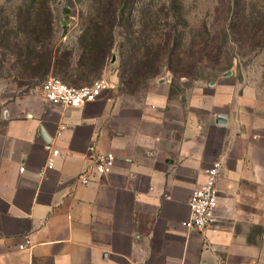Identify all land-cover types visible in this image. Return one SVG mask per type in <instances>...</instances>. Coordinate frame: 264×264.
Returning <instances> with one entry per match:
<instances>
[{
  "label": "crops",
  "instance_id": "1",
  "mask_svg": "<svg viewBox=\"0 0 264 264\" xmlns=\"http://www.w3.org/2000/svg\"><path fill=\"white\" fill-rule=\"evenodd\" d=\"M111 80L78 107L30 96L0 116V264H264L256 89L232 72L190 96L161 81L132 98ZM107 152L112 171L82 185L92 155ZM215 163L214 220L187 227L190 196Z\"/></svg>",
  "mask_w": 264,
  "mask_h": 264
},
{
  "label": "trees",
  "instance_id": "2",
  "mask_svg": "<svg viewBox=\"0 0 264 264\" xmlns=\"http://www.w3.org/2000/svg\"><path fill=\"white\" fill-rule=\"evenodd\" d=\"M78 1L87 4V8L81 18L77 49L59 43L60 30L55 26L50 0H6V4L0 5V59L7 61L11 55L14 63L26 70L23 75L28 80L26 84L40 85L49 74L76 85L91 83L116 54V29L124 21H128L130 36L121 44L120 84L130 89L147 86L161 64H167L175 74L197 77L202 61L213 50L210 48L214 38L209 31L201 42L183 43L171 31L161 33L159 40L150 41L143 38V32L148 31L151 22L144 21L143 36L135 35L134 23L126 16V10L128 4L133 5L137 0ZM168 5L172 6V17L184 20L179 0H169ZM232 24L246 33L248 23L244 14L239 13ZM64 28L66 35L67 25ZM224 31V36H229ZM217 51L222 52V45L217 46ZM219 58L218 55L216 63Z\"/></svg>",
  "mask_w": 264,
  "mask_h": 264
},
{
  "label": "rangeland",
  "instance_id": "3",
  "mask_svg": "<svg viewBox=\"0 0 264 264\" xmlns=\"http://www.w3.org/2000/svg\"><path fill=\"white\" fill-rule=\"evenodd\" d=\"M184 20L172 17V6L169 0H137L133 5L128 4L126 16L134 23L135 35L142 34V23L150 21L151 25L144 39L153 41L165 31H171L183 43L190 41L201 42L208 31L214 38L208 56L202 61L198 70L199 76H181L174 73L167 64L157 68L158 73L149 78L146 85L137 89L127 88L120 84L121 74V44L126 43L129 37L128 21L117 27L116 54H114L103 72L97 77L117 78L118 90L128 97L141 98L155 82L171 81L174 90L190 96L195 87L209 85L214 79L231 70L240 78V82L249 84L256 89L260 98L264 100V0H179ZM53 20L61 36L59 43L64 47L75 48L77 36L81 32V18L85 13L87 4L83 5L78 0H50ZM6 0H0V5ZM244 14L247 20V31L241 33L234 26L238 14ZM177 17V16H176ZM64 25H67L66 35ZM174 26L177 27L174 31ZM229 36L225 37V31ZM141 35V36H143ZM157 40V41H158ZM58 43V44H59ZM222 45V52L217 51V46ZM184 48H182V51ZM219 63H216L217 56ZM116 60L113 61V57ZM178 58V55L175 56ZM175 66L178 63L175 60ZM173 67V68H174ZM200 72V73H199ZM26 70L14 63V58L8 55V60L0 59V116L9 110L17 112L18 103L27 97L42 96V83L40 85L26 84L27 78L23 75ZM96 79V78H95ZM94 79V80H95ZM82 86L88 83L73 84Z\"/></svg>",
  "mask_w": 264,
  "mask_h": 264
},
{
  "label": "built area",
  "instance_id": "4",
  "mask_svg": "<svg viewBox=\"0 0 264 264\" xmlns=\"http://www.w3.org/2000/svg\"><path fill=\"white\" fill-rule=\"evenodd\" d=\"M114 86L108 77H99L89 84L73 86L54 74H49L42 83V92L50 102L68 107H78L96 100L106 90ZM59 154L58 149L52 151V158L47 163V168L54 167V159ZM88 167L79 175L82 185L91 183L94 174L105 175L112 171L116 157L112 152L95 153L90 159ZM24 170V167H21ZM221 163H215L207 170L205 183L196 188L189 199L191 208L190 218L184 225L194 229H205L214 220L219 202L217 182L220 175ZM30 241L20 245L24 249L30 246Z\"/></svg>",
  "mask_w": 264,
  "mask_h": 264
},
{
  "label": "water",
  "instance_id": "5",
  "mask_svg": "<svg viewBox=\"0 0 264 264\" xmlns=\"http://www.w3.org/2000/svg\"><path fill=\"white\" fill-rule=\"evenodd\" d=\"M116 60V57L114 56L113 57V61H115ZM232 74V71L231 70H229V71H227L226 73H225V75H231ZM214 83V82H213ZM218 123H220V124H226V122H227V119H226V117L225 116H223V115H219L218 116V121H217ZM41 131V133H42V135L43 136H45L44 135V132L42 131V130H40Z\"/></svg>",
  "mask_w": 264,
  "mask_h": 264
}]
</instances>
